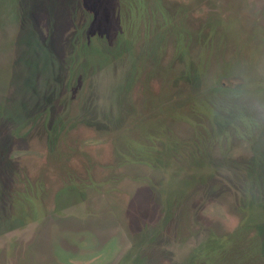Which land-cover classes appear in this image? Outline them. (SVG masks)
Returning a JSON list of instances; mask_svg holds the SVG:
<instances>
[{
	"label": "rangeland",
	"instance_id": "obj_1",
	"mask_svg": "<svg viewBox=\"0 0 264 264\" xmlns=\"http://www.w3.org/2000/svg\"><path fill=\"white\" fill-rule=\"evenodd\" d=\"M0 264H264V0H0Z\"/></svg>",
	"mask_w": 264,
	"mask_h": 264
},
{
	"label": "trees",
	"instance_id": "obj_2",
	"mask_svg": "<svg viewBox=\"0 0 264 264\" xmlns=\"http://www.w3.org/2000/svg\"><path fill=\"white\" fill-rule=\"evenodd\" d=\"M220 116H221V120H220V123L219 122L218 123H219L220 129H222L223 123L226 122L227 120L225 119V117L222 114H220Z\"/></svg>",
	"mask_w": 264,
	"mask_h": 264
}]
</instances>
